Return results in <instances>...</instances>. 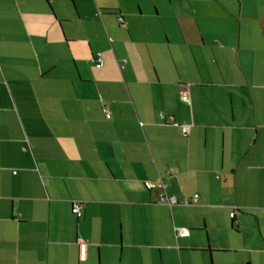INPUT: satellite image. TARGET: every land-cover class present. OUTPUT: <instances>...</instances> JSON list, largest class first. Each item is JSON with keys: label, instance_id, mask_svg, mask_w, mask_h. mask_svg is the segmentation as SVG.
I'll use <instances>...</instances> for the list:
<instances>
[{"label": "crops", "instance_id": "crops-1", "mask_svg": "<svg viewBox=\"0 0 264 264\" xmlns=\"http://www.w3.org/2000/svg\"><path fill=\"white\" fill-rule=\"evenodd\" d=\"M0 264H264V0H0Z\"/></svg>", "mask_w": 264, "mask_h": 264}, {"label": "built area", "instance_id": "built-area-1", "mask_svg": "<svg viewBox=\"0 0 264 264\" xmlns=\"http://www.w3.org/2000/svg\"><path fill=\"white\" fill-rule=\"evenodd\" d=\"M119 20H121V19H119ZM121 22H123V20H121ZM92 59H93V62H95L96 65H99V67H103L104 66V60L102 59V55L101 54H97ZM180 94H181V97H182L183 100H185V101L187 100L188 101L189 95H188V91L187 90H185V89L182 88ZM103 112L106 113V118L109 119L110 118V113H108L106 109H104ZM161 118H163V119L166 118L171 123H173V121H174L173 117H166L165 115H163V113L161 115ZM189 128L190 127L187 126V125L181 126L180 129H181L182 134L185 135V136H188L190 134V129ZM145 187L148 190H151L153 188H156V185L153 184V183H151V182H147L146 181L145 182ZM158 187H161L162 188L163 185L162 184H159ZM198 199H199V196L198 195H195L194 197H192L191 199H189L188 202H186V203H189V202H197ZM161 202L163 204L173 206L176 203V200L173 199V197L172 198H169V197L163 195L161 197ZM82 209H83V204L82 203H73V212L76 214V217L79 218L80 216H82ZM235 215H236V213H233L232 214V217H235ZM188 233L189 232L186 229H179L176 234H178L181 237H184V235L185 236H188L187 235Z\"/></svg>", "mask_w": 264, "mask_h": 264}, {"label": "rangeland", "instance_id": "rangeland-1", "mask_svg": "<svg viewBox=\"0 0 264 264\" xmlns=\"http://www.w3.org/2000/svg\"><path fill=\"white\" fill-rule=\"evenodd\" d=\"M239 258H241V257H243L245 260H248L249 259V254L248 253H240L239 254V256H238Z\"/></svg>", "mask_w": 264, "mask_h": 264}]
</instances>
